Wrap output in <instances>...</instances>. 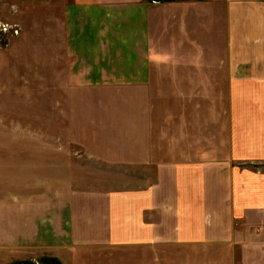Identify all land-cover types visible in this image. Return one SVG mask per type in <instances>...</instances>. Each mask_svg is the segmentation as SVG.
I'll return each instance as SVG.
<instances>
[{"label":"rangeland","instance_id":"rangeland-1","mask_svg":"<svg viewBox=\"0 0 264 264\" xmlns=\"http://www.w3.org/2000/svg\"><path fill=\"white\" fill-rule=\"evenodd\" d=\"M70 1L0 0V264H239L240 254L227 245L71 249L59 236L77 192L146 185L140 159L150 137L157 160L188 147L207 158L229 157L231 147L230 64L217 18L226 0H185L195 4L193 20L156 27L162 36L153 33V59L176 64L153 68L148 87L100 88L72 82ZM208 12L204 28L197 15ZM258 222L264 226V216Z\"/></svg>","mask_w":264,"mask_h":264},{"label":"crops","instance_id":"crops-1","mask_svg":"<svg viewBox=\"0 0 264 264\" xmlns=\"http://www.w3.org/2000/svg\"><path fill=\"white\" fill-rule=\"evenodd\" d=\"M184 1L71 0L65 32L72 82L148 87L153 68L176 64L153 59L150 51L157 50L151 41L153 33L162 36L157 28L164 20L176 29L181 19H194L195 4ZM223 3L217 18L220 36L222 26L224 31L221 50L230 64L229 157L207 158L188 147L181 156L157 160L150 135L148 154L140 159L146 185L77 192L68 200V221L58 234H65L71 249L227 245L240 254L239 264H264V226L258 222L264 216V171L257 167L264 164V0ZM197 17L206 19L202 27L211 24L210 12Z\"/></svg>","mask_w":264,"mask_h":264},{"label":"water","instance_id":"water-1","mask_svg":"<svg viewBox=\"0 0 264 264\" xmlns=\"http://www.w3.org/2000/svg\"><path fill=\"white\" fill-rule=\"evenodd\" d=\"M154 3H162L164 0H152Z\"/></svg>","mask_w":264,"mask_h":264}]
</instances>
